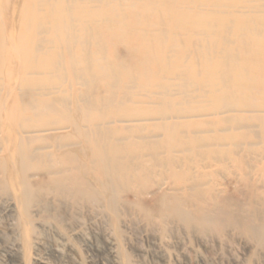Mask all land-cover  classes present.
I'll use <instances>...</instances> for the list:
<instances>
[{
	"label": "bare ground",
	"instance_id": "6f19581e",
	"mask_svg": "<svg viewBox=\"0 0 264 264\" xmlns=\"http://www.w3.org/2000/svg\"><path fill=\"white\" fill-rule=\"evenodd\" d=\"M0 195L264 245V0H0Z\"/></svg>",
	"mask_w": 264,
	"mask_h": 264
},
{
	"label": "rangeland",
	"instance_id": "374dc122",
	"mask_svg": "<svg viewBox=\"0 0 264 264\" xmlns=\"http://www.w3.org/2000/svg\"><path fill=\"white\" fill-rule=\"evenodd\" d=\"M228 175L215 179L216 184L225 197L246 203L245 196L235 192L236 184L224 179ZM237 187L242 194L248 192L243 181ZM124 199L131 204L118 224L121 237L105 208L50 197L32 209L34 230L25 237L16 201L12 195H0V264H264V245L234 230L202 234L176 221L155 217L148 222L142 207H136L138 199ZM148 199L143 196L140 203L151 208ZM210 205L204 204V210Z\"/></svg>",
	"mask_w": 264,
	"mask_h": 264
}]
</instances>
